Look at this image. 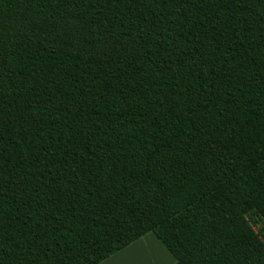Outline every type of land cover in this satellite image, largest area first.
Instances as JSON below:
<instances>
[{"label": "trees", "instance_id": "trees-1", "mask_svg": "<svg viewBox=\"0 0 264 264\" xmlns=\"http://www.w3.org/2000/svg\"><path fill=\"white\" fill-rule=\"evenodd\" d=\"M264 0H0V264H264Z\"/></svg>", "mask_w": 264, "mask_h": 264}, {"label": "rangeland", "instance_id": "rangeland-1", "mask_svg": "<svg viewBox=\"0 0 264 264\" xmlns=\"http://www.w3.org/2000/svg\"><path fill=\"white\" fill-rule=\"evenodd\" d=\"M255 229L264 233V198L254 207ZM125 264H175L176 261L163 244L152 233L144 236L140 244L127 254ZM114 264V263H113Z\"/></svg>", "mask_w": 264, "mask_h": 264}, {"label": "crops", "instance_id": "crops-1", "mask_svg": "<svg viewBox=\"0 0 264 264\" xmlns=\"http://www.w3.org/2000/svg\"><path fill=\"white\" fill-rule=\"evenodd\" d=\"M142 240V239H141ZM140 241L132 244L131 246H129L128 248H126L125 250L117 253L116 255L112 256L111 258H109L108 260H106L105 262H103L102 264H125L126 260H127V253L136 245L140 244Z\"/></svg>", "mask_w": 264, "mask_h": 264}]
</instances>
